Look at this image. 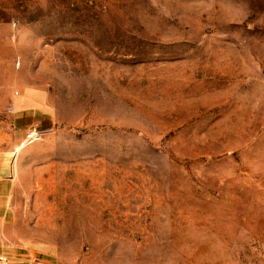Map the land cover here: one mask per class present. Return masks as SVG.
I'll return each instance as SVG.
<instances>
[{"label": "rangeland", "instance_id": "374dc122", "mask_svg": "<svg viewBox=\"0 0 264 264\" xmlns=\"http://www.w3.org/2000/svg\"><path fill=\"white\" fill-rule=\"evenodd\" d=\"M4 151L0 264H264V0H0Z\"/></svg>", "mask_w": 264, "mask_h": 264}, {"label": "crops", "instance_id": "0c3cea01", "mask_svg": "<svg viewBox=\"0 0 264 264\" xmlns=\"http://www.w3.org/2000/svg\"><path fill=\"white\" fill-rule=\"evenodd\" d=\"M4 153H5V151L4 152H0V175H1V173H5L6 172V168H7V163H6L5 159L2 158V155ZM1 165H2V167H1ZM1 168H2V170H1Z\"/></svg>", "mask_w": 264, "mask_h": 264}, {"label": "built area", "instance_id": "2783aa9c", "mask_svg": "<svg viewBox=\"0 0 264 264\" xmlns=\"http://www.w3.org/2000/svg\"><path fill=\"white\" fill-rule=\"evenodd\" d=\"M31 134L33 135V132Z\"/></svg>", "mask_w": 264, "mask_h": 264}]
</instances>
